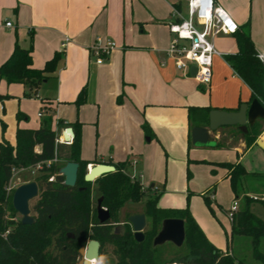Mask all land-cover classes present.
I'll return each instance as SVG.
<instances>
[{
    "label": "crops",
    "instance_id": "obj_1",
    "mask_svg": "<svg viewBox=\"0 0 264 264\" xmlns=\"http://www.w3.org/2000/svg\"><path fill=\"white\" fill-rule=\"evenodd\" d=\"M221 6L238 24L237 32L249 26L256 52L264 54V0H225ZM174 10L184 16L179 0H0V65L16 42L23 48L32 46V66L39 69L61 53L55 70L38 86L34 102L44 113L39 117L37 112V117L49 114L52 127L60 132L70 127L71 138L79 137V156L89 163L87 167L124 162L144 189L152 188L148 193L163 189L159 207L171 206L172 196L188 192L187 182L196 180L197 167L222 175L234 197L227 170L214 162L220 154L209 150L225 143L221 130H226L228 140L235 139L236 132L240 135L235 148L242 152L244 133L236 126L221 127L210 134L213 145L200 146L191 142L190 132L195 124L205 126L208 110L204 108L235 111L251 101L249 87L225 59L237 51L235 34L214 38L223 55L212 58L209 84L200 85L190 74L175 69L165 52L172 38L168 23L176 20ZM96 39L115 44L101 64L90 55ZM0 83L1 101L14 98L8 94L14 85L21 86L18 95H22L23 84L3 79ZM81 89L84 100L76 106ZM189 108H197L191 119ZM19 113L16 128L39 127L40 120L28 123L24 112ZM252 144L264 150V136ZM211 180L214 177L208 183ZM211 199L216 203L214 194ZM218 249L226 251V238L225 248Z\"/></svg>",
    "mask_w": 264,
    "mask_h": 264
},
{
    "label": "trees",
    "instance_id": "obj_2",
    "mask_svg": "<svg viewBox=\"0 0 264 264\" xmlns=\"http://www.w3.org/2000/svg\"><path fill=\"white\" fill-rule=\"evenodd\" d=\"M237 31L234 33L237 51L225 55V59L249 87L251 100L258 99L264 105V67L257 57L249 26ZM31 52V45L23 48L16 42L9 57L0 65V79L8 84H23L29 89L38 88L47 78L46 74L55 70L61 53L56 52L39 69L32 66ZM84 96L85 91L81 89L74 101L76 106L83 102ZM204 109L206 112L210 110ZM193 110L197 108H189L190 119ZM20 116L18 112L17 118ZM60 124L61 121H57V125ZM256 125L254 123L249 129ZM194 126L202 125L198 123ZM143 129L149 133L147 125H143ZM58 133L52 127V117L47 115L41 119L38 128L17 127L14 143L3 137L0 141V264H76L78 249L90 239L97 240L101 248L104 242L114 243L115 264H166L168 260L163 258L166 244H170L174 250L171 261L178 264H245L243 258H236L229 252L235 235L249 238L252 258L264 264V254L258 249L264 237V221L249 210L253 200H257L250 194L256 192L244 190L250 185L251 178L261 179L264 175L246 171L239 162L216 163L227 170L226 176L234 198L245 199L230 223V234L226 235L227 249L223 252L210 242L188 208H160L157 201L161 192L148 193L147 190L152 188L144 189L139 179L125 170L124 162L113 164L114 171L93 182H86L84 175L89 163L79 156L80 140L76 134L70 144L65 145L64 164L67 161L78 163L77 180L74 186L65 185L63 176L58 174L64 165L58 164L60 147L63 146L55 143ZM245 140L249 145L256 137L247 132ZM55 158L56 161H52ZM47 161H51L49 165H46ZM39 163L43 165L41 173L34 179L38 186V199L32 206L34 223L25 225L20 220L15 221L17 212L12 206V193H7L5 187L14 171L35 167ZM94 183L102 196V206L110 213V218L104 223L97 220L96 210L91 207V184ZM143 197H147L143 214L151 219L152 224L149 230L144 231V240L136 242L127 226L122 234L114 233L120 207L127 200L137 202ZM205 203L210 208L206 196ZM166 218L184 221L185 239L182 246L175 247L172 243L156 247L152 245L162 220Z\"/></svg>",
    "mask_w": 264,
    "mask_h": 264
},
{
    "label": "rangeland",
    "instance_id": "obj_3",
    "mask_svg": "<svg viewBox=\"0 0 264 264\" xmlns=\"http://www.w3.org/2000/svg\"><path fill=\"white\" fill-rule=\"evenodd\" d=\"M181 3V11L186 16V0H179ZM219 5L225 3V0H217ZM248 26H244V29H247ZM218 50V49H217ZM3 83V82H2ZM0 83V88L3 86L6 87L5 83ZM199 83V82H198ZM205 85V84H200ZM9 91L10 95L14 96V98H5L2 97V101L0 100V141L2 137L11 142L14 141L15 138V130H16V120L17 113L22 111L28 119V123L35 122L36 119L41 121V118L37 117V112L40 111L41 107L36 105L34 100L37 95L36 92L38 88L29 89L27 86L22 87V95H18L21 92V86L14 85ZM6 92V91H5ZM0 94L1 91H0ZM29 95V96H26ZM24 97V98H22ZM1 98V97H0ZM24 108V109H23ZM49 115V114H48ZM45 116V115H44ZM43 116V117H44ZM42 117V118H43ZM24 122V119L19 121ZM5 123V126H3ZM204 125L207 126V122H204ZM64 131V130H63ZM63 131L58 134L63 135ZM218 131V130H217ZM216 131V132H217ZM223 131L222 140L225 142L222 146H218L209 151H214L220 154L217 161L214 162H234L239 159V162L245 168L246 171L250 173H260L264 175V150H262L260 145L252 144L250 146L246 144V140H244V147H242V152H238L235 146H237L241 141L240 135L236 132L235 139L228 140L227 135L229 132L226 130ZM250 131V132H249ZM214 132V133H216ZM248 133H251L256 137L257 142H259L264 136V121L258 120L257 125L248 130ZM213 134V133H212ZM247 134V133H246ZM245 135V134H244ZM226 138V139H225ZM60 147L59 155L61 158L58 160L59 165H63L65 162V146ZM260 146V147H259ZM249 147V148H248ZM248 148V149H247ZM202 166H205V163H199ZM191 169V168H190ZM126 170V169H125ZM192 170V169H191ZM196 180L192 183L187 182L188 184V192L183 195H174L171 197L169 207H161L163 209H183L188 208L192 217L200 226L199 222H201L204 226L201 229L205 233L206 236H209L210 242L216 246L217 248H225V238L226 235L230 234V221L227 218L226 212L230 209L234 197L231 194L228 182L223 179L222 175L214 176L207 168L197 167ZM127 171V170H126ZM40 170L38 171L35 168H25L19 169L13 173V179L11 180L10 186L12 187L11 192L13 193L14 189L19 185L34 181L36 176L40 174ZM131 175V174H130ZM194 176V172H193ZM214 177V180H211L208 183V179ZM190 178V177H189ZM189 180V179H188ZM250 185H248L244 190L252 191L254 190L256 193H251L250 197L253 199V202L249 206V210L254 213L256 216L261 218L264 221V178H251ZM97 184H91V207L94 208L96 206L95 201L99 198V191L97 188ZM163 188V187H161ZM160 188V189H161ZM211 189V192L209 190ZM163 189L160 190V192ZM214 194L216 196V203L212 201L211 195ZM161 195V194H160ZM205 196L209 198L210 208L205 203ZM147 197H143L140 201H132L127 200L118 211V223L116 225H124L130 228L127 223V216L132 214L144 213V201ZM38 199V195L33 198L29 205L31 212L33 215L32 206L35 201ZM240 206H242L245 199L242 197L239 198ZM182 202V203H181ZM182 204V207H175L176 204ZM147 217V216H146ZM15 221L21 219V216L17 213L15 215ZM199 222H198V221ZM151 219L147 217L146 226L144 231L149 230L151 228ZM213 240V241H212ZM115 244L104 242L102 248L100 250L99 262L101 264H115V255H114ZM259 251L264 254V237L260 240V244L258 247ZM163 258L167 259L168 262L166 264H178L175 261H171V256L174 253L173 247L170 244H166L164 246ZM231 254L233 253L236 258H243L245 264H262L260 260H256L251 256V246L249 242V238L245 236H233L231 250H229Z\"/></svg>",
    "mask_w": 264,
    "mask_h": 264
},
{
    "label": "water",
    "instance_id": "obj_4",
    "mask_svg": "<svg viewBox=\"0 0 264 264\" xmlns=\"http://www.w3.org/2000/svg\"><path fill=\"white\" fill-rule=\"evenodd\" d=\"M196 73L194 66L190 67L189 74L193 77ZM264 121V105L258 99H252L250 103H241L237 110L227 111L221 109H211L208 112L207 126H194L191 128V142L194 145L207 146L213 145L214 140L211 133L216 132L221 127L236 126L237 129L246 134L247 126L253 125L256 120ZM71 132L70 127L64 129L63 135L65 140L69 141L66 133ZM114 171V166L109 164L98 163L87 167L84 175L86 182H92L98 177ZM59 175L63 176V183L67 186L76 184L78 175V163L67 161L60 167ZM38 195V186L36 182H26L19 185L12 193L13 209L21 216L20 222L25 225L34 223V218L30 214V201ZM96 215L100 223L106 222L110 218L109 211L102 206V197L96 202ZM127 223L133 232V238L136 242L144 240V228L146 226V216L143 213L132 214L127 217ZM124 225H116L114 233H123ZM72 237V235H69ZM185 239L184 221L179 218H166L161 222L157 234L152 240L154 247L161 246L165 243H172L175 247L182 246ZM100 243L97 240L90 239L84 246L78 249L79 259L76 264H101L99 260ZM95 261L96 263H92Z\"/></svg>",
    "mask_w": 264,
    "mask_h": 264
},
{
    "label": "built area",
    "instance_id": "obj_5",
    "mask_svg": "<svg viewBox=\"0 0 264 264\" xmlns=\"http://www.w3.org/2000/svg\"><path fill=\"white\" fill-rule=\"evenodd\" d=\"M173 15L176 20L168 23L172 38L165 51L166 56L172 59L175 69L182 75L187 76L190 67L194 66L196 73L193 78L200 84H209L212 78V58L223 55L214 46L213 40L220 34H234L238 30V24L217 3V0H186V16H182L177 10H174ZM5 25L11 26V22H6ZM64 45L65 43H62V46ZM114 47L115 44L112 41L96 39L90 46V55L97 64H101ZM257 57L264 67V54L258 53ZM43 113L44 110L41 109L38 116H42ZM71 140L72 138L67 141L63 138V135L58 134L55 143L70 144ZM52 161H56V158ZM50 162L47 161L46 165H49ZM42 165V163H39L33 168L39 171ZM12 179L13 175L5 187L7 193L11 192L10 183ZM238 208L239 203L235 199L226 212L230 223Z\"/></svg>",
    "mask_w": 264,
    "mask_h": 264
},
{
    "label": "flooded vegetation",
    "instance_id": "obj_6",
    "mask_svg": "<svg viewBox=\"0 0 264 264\" xmlns=\"http://www.w3.org/2000/svg\"><path fill=\"white\" fill-rule=\"evenodd\" d=\"M93 182V181H92ZM91 191H92V189H91ZM100 197H102L100 194H99V198ZM97 202V200L95 201V203ZM94 208H96V206L94 207ZM96 210V209H95ZM130 226V225H129ZM126 227V226H125ZM130 229H131V227H130ZM113 230H114V228H113ZM131 232H132V230H131ZM133 233V232H132ZM100 250H101V246H100V249H99V257H100ZM96 263V262H95Z\"/></svg>",
    "mask_w": 264,
    "mask_h": 264
},
{
    "label": "bare ground",
    "instance_id": "obj_7",
    "mask_svg": "<svg viewBox=\"0 0 264 264\" xmlns=\"http://www.w3.org/2000/svg\"><path fill=\"white\" fill-rule=\"evenodd\" d=\"M66 137H69V139L71 138V135H72V133L71 132H67L66 134ZM63 138H64V135H63ZM65 139V138H64ZM93 263H95V261L93 262Z\"/></svg>",
    "mask_w": 264,
    "mask_h": 264
}]
</instances>
